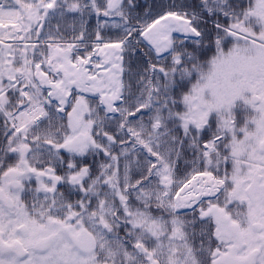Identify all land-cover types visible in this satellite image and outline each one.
<instances>
[{"label":"snow or ice","instance_id":"obj_1","mask_svg":"<svg viewBox=\"0 0 264 264\" xmlns=\"http://www.w3.org/2000/svg\"><path fill=\"white\" fill-rule=\"evenodd\" d=\"M0 264H264V0H0Z\"/></svg>","mask_w":264,"mask_h":264}]
</instances>
